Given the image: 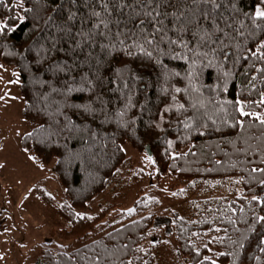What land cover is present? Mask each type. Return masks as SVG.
I'll return each instance as SVG.
<instances>
[{
    "label": "trees",
    "instance_id": "1",
    "mask_svg": "<svg viewBox=\"0 0 264 264\" xmlns=\"http://www.w3.org/2000/svg\"><path fill=\"white\" fill-rule=\"evenodd\" d=\"M235 2L241 13L236 18L243 20L242 13L254 12L259 0ZM5 3L9 6L0 5V21L8 20L15 27L0 34V64L19 72L22 116L32 125L20 146L40 162L53 163L52 172L63 187L64 198L57 201L45 184L37 186L36 192L65 220L60 236L86 239L70 250L45 247L29 264H93L96 256L105 258L102 264H126L129 259L132 264H197L203 255L212 256L218 264H264V253L259 251L264 246L260 242L264 224L255 225V232L251 230L254 214L264 215V205L251 199L253 195L264 196V185L259 183L264 176L252 171L264 167L260 163L264 159V126L223 103L244 100L246 111L264 113V104L258 103L264 93V73L260 71L264 64L244 52L253 41L229 51L228 60L220 58L212 67L199 70L193 80L195 87L185 78L188 61L161 57L169 70L181 74L165 85L163 70L154 60L121 56L113 63L127 60L135 73L128 88L110 83L111 69L105 65L104 89L65 95L52 92L50 85L59 87L67 77L45 70L50 61L36 43L45 35L41 31L45 27V0H23V7L15 8L12 6L18 0ZM26 8L32 11L25 12ZM80 12L86 14L87 10L81 6ZM17 16L25 19L17 20ZM88 51L85 45L84 52L74 56L83 59ZM93 51L104 58L99 47ZM58 58L72 63L64 53ZM73 75L78 77L79 73ZM165 86H169L167 93L162 91ZM175 87L188 89L175 94L185 110L165 112V107L174 103L171 96ZM97 92L101 93L99 101L95 99ZM193 104L196 109L190 106ZM79 105H90L97 111L88 112ZM121 110L123 117L116 115ZM194 113L199 120L191 130L184 129L179 122ZM239 120L244 121L242 126ZM168 140L173 141L171 147ZM128 143L137 150L134 156L127 155ZM149 155L155 163L146 159ZM144 183L146 187L136 188ZM103 196L98 213L86 211ZM128 209L135 211L129 213ZM75 212L92 219L76 217ZM1 215L0 233L6 230ZM237 241L244 243L243 249L234 243ZM196 249H200V257Z\"/></svg>",
    "mask_w": 264,
    "mask_h": 264
},
{
    "label": "snow or ice",
    "instance_id": "2",
    "mask_svg": "<svg viewBox=\"0 0 264 264\" xmlns=\"http://www.w3.org/2000/svg\"><path fill=\"white\" fill-rule=\"evenodd\" d=\"M45 3L46 19L43 21L45 27L41 29L45 35L36 43L43 57L50 61L45 70L56 76L64 74L67 77L59 87L55 86V83L50 85L51 91L55 93L63 92L66 95L74 91L104 89L107 78L102 69L105 65L111 69L112 79L109 82L113 84L119 82L124 88H128L129 78L135 73L128 67L127 60H122L119 64L113 63V60L121 56L128 59L143 56L154 60L163 70L161 76L165 85H169L172 78L181 75L180 72L168 69V65L161 59L165 56L189 62L185 73L189 85H193V80L199 75V70L212 67L213 62L220 58L228 60L229 51L233 48L240 49L248 41H253V44L251 47H244V52L254 58L256 62L264 64V0H259L254 12L242 13L243 20L236 18L241 13L236 7L235 0H45ZM0 5L9 6L5 0H0ZM81 6L87 10L86 14L80 12ZM15 7H23V0H18V4L12 6V8ZM24 11L31 12L32 9L26 8ZM15 19L24 20L25 16H17ZM89 22L91 23L90 27L88 26ZM14 27L8 20L0 21V34L13 31ZM187 36H190L191 39H186ZM65 44L70 46L65 48ZM85 45L89 51L84 58L74 56L77 52L83 53ZM96 47H99L104 58L94 53L93 50ZM60 53L68 56L72 63L66 59L58 58ZM85 67L87 71H84ZM0 69L7 71L2 64H0ZM260 71L264 73V68H261ZM74 73H79V76L73 75ZM12 75L17 78L6 81V84H19V74L13 73ZM225 75L229 74L225 73ZM136 79L139 77L137 76ZM193 87L195 86L193 85ZM195 90L198 92L199 88H195ZM162 91L167 93L169 86L163 87ZM182 91L187 92L188 89L174 88L171 96L174 103L171 106H166L165 112H170L173 108L177 111L185 110V104L180 103L175 95ZM260 95L261 99L258 103L264 104V93ZM5 97L16 99L10 95V89L0 96V100H4ZM95 99L101 100L100 92H97ZM223 103L231 105L240 116L254 117L261 126H264V113L246 111L244 100H228ZM128 106L125 105V107ZM190 106L196 109L195 104ZM77 107L88 112L97 111L90 105ZM100 111H103L102 107ZM224 111L227 112V109ZM116 115L123 117L124 112L118 111ZM161 119H164L163 114H161ZM198 120L199 116L194 113L192 116H186L179 123L183 125L184 129L191 130ZM121 123L124 127L128 126L123 121ZM238 123L242 126L244 121L239 120ZM156 127H160V125L157 124ZM27 135L31 136V133ZM167 143L171 147L173 141L168 140ZM30 158L35 159V157ZM146 159L155 163L150 155L146 156ZM260 163H264V159H261ZM252 171L264 176V167H254ZM259 183L264 185V179H260ZM175 194L173 193V195ZM149 199L152 198L149 197ZM251 199L264 205V196L253 195ZM134 211L135 209H128L129 213ZM74 215L92 219L86 213L75 212ZM257 224H264V215L254 214L251 225L253 232L256 231L255 225ZM260 242L264 244V237ZM234 243H237L239 248H244L242 241ZM204 248L208 252H212L207 244L204 245ZM139 250L145 251L143 248ZM195 251L196 256L200 257V249ZM259 251L264 253V246L260 247ZM215 255L223 256L225 254L215 253ZM104 259L102 256H96L93 264H102ZM256 259L260 258L256 257ZM204 262L218 264L217 259L210 255H203L202 260H198L197 264H204ZM126 264H132V260L129 259ZM143 264H147V261H144Z\"/></svg>",
    "mask_w": 264,
    "mask_h": 264
},
{
    "label": "rangeland",
    "instance_id": "3",
    "mask_svg": "<svg viewBox=\"0 0 264 264\" xmlns=\"http://www.w3.org/2000/svg\"><path fill=\"white\" fill-rule=\"evenodd\" d=\"M6 69H0V96L10 89V95L16 99L5 97L0 100V214L6 227L0 233V264H29L45 247L70 250L83 245L86 239L62 238L59 232L65 226V220L43 203L36 192L37 186L45 184L57 201L64 198L63 187L52 172L53 163L40 162L20 146L21 138L32 125L22 116L20 75L19 84H6L17 78L13 73L19 72L12 67ZM125 148L129 156H134L137 151L129 143ZM140 187H146V184L136 188ZM159 195L162 197L161 192ZM104 197H97L86 211L98 213L105 201L99 199ZM168 202L169 199L165 201Z\"/></svg>",
    "mask_w": 264,
    "mask_h": 264
},
{
    "label": "water",
    "instance_id": "4",
    "mask_svg": "<svg viewBox=\"0 0 264 264\" xmlns=\"http://www.w3.org/2000/svg\"><path fill=\"white\" fill-rule=\"evenodd\" d=\"M146 149L150 153V155H152L151 150H150V147L148 145L146 146Z\"/></svg>",
    "mask_w": 264,
    "mask_h": 264
},
{
    "label": "built area",
    "instance_id": "5",
    "mask_svg": "<svg viewBox=\"0 0 264 264\" xmlns=\"http://www.w3.org/2000/svg\"><path fill=\"white\" fill-rule=\"evenodd\" d=\"M3 229V225L2 223H0V231Z\"/></svg>",
    "mask_w": 264,
    "mask_h": 264
}]
</instances>
